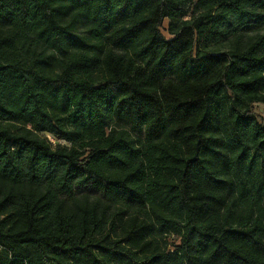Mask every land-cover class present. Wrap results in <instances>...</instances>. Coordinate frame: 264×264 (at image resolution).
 <instances>
[{
	"label": "trees",
	"instance_id": "obj_1",
	"mask_svg": "<svg viewBox=\"0 0 264 264\" xmlns=\"http://www.w3.org/2000/svg\"><path fill=\"white\" fill-rule=\"evenodd\" d=\"M254 103L264 0H0V264H264Z\"/></svg>",
	"mask_w": 264,
	"mask_h": 264
},
{
	"label": "rangeland",
	"instance_id": "obj_2",
	"mask_svg": "<svg viewBox=\"0 0 264 264\" xmlns=\"http://www.w3.org/2000/svg\"><path fill=\"white\" fill-rule=\"evenodd\" d=\"M167 22L165 21L162 28H161V32L163 33V35H165L167 38H170V36L167 34ZM251 110L253 111L254 114H256V116H258V121L261 124H264V103H254L250 105ZM117 124H119L120 126H124L127 131L130 133V135L132 137H134L136 140L138 139H142L144 136V128H142L141 130H137L134 129L132 127V124L130 123H126V122H116ZM41 136H44L47 141L52 145V147H55L56 145L60 144V145H66V146H70L67 142L64 143L65 141L63 139H61L59 136H55L52 134H40ZM90 194H92V192L88 191ZM75 194L77 195L78 192L77 190L75 191ZM93 199V198H90ZM179 238L177 237V235L173 234V233H158L156 234V237L154 239V246L156 248V250H158L159 252L162 251H166V250H172L174 249V247L178 244Z\"/></svg>",
	"mask_w": 264,
	"mask_h": 264
}]
</instances>
